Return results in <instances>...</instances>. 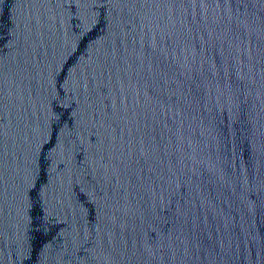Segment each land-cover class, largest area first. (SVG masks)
<instances>
[{
	"label": "water",
	"instance_id": "95a60500",
	"mask_svg": "<svg viewBox=\"0 0 264 264\" xmlns=\"http://www.w3.org/2000/svg\"><path fill=\"white\" fill-rule=\"evenodd\" d=\"M0 264H264V0H0Z\"/></svg>",
	"mask_w": 264,
	"mask_h": 264
}]
</instances>
